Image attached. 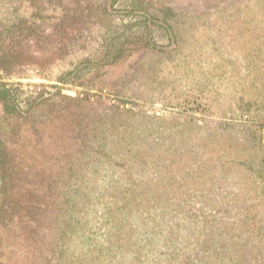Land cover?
Instances as JSON below:
<instances>
[{
  "label": "rangeland",
  "instance_id": "obj_1",
  "mask_svg": "<svg viewBox=\"0 0 264 264\" xmlns=\"http://www.w3.org/2000/svg\"><path fill=\"white\" fill-rule=\"evenodd\" d=\"M123 173L264 249V0H0V264H136Z\"/></svg>",
  "mask_w": 264,
  "mask_h": 264
},
{
  "label": "trees",
  "instance_id": "obj_2",
  "mask_svg": "<svg viewBox=\"0 0 264 264\" xmlns=\"http://www.w3.org/2000/svg\"><path fill=\"white\" fill-rule=\"evenodd\" d=\"M123 174L130 182L131 191L124 192L118 189L116 197H119L120 193L123 198L109 217L112 226L117 229L116 241H121L119 237L123 235L120 223L124 220L133 223L136 219V233L133 234L135 236L133 258L136 264H191L190 260L193 257L197 264H249L246 256L255 249L262 252V258H258L264 261V249L261 245L251 246L252 240L256 242L261 240L255 238L251 240L244 234L243 225L230 227L206 222L194 229L187 218L181 224L174 220L172 225L159 221L150 222L148 218L153 214H150L149 210L155 195L146 187H140L137 181H133L131 173ZM79 179L74 181L75 184ZM72 199L73 202L76 200ZM85 209L81 203L78 204L79 212L83 213ZM77 217L80 219V215L77 214L73 221L78 222Z\"/></svg>",
  "mask_w": 264,
  "mask_h": 264
}]
</instances>
